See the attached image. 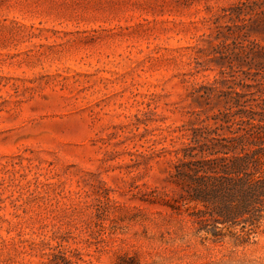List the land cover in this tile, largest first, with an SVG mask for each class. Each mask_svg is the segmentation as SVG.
Wrapping results in <instances>:
<instances>
[{
  "label": "rangeland",
  "instance_id": "rangeland-1",
  "mask_svg": "<svg viewBox=\"0 0 264 264\" xmlns=\"http://www.w3.org/2000/svg\"><path fill=\"white\" fill-rule=\"evenodd\" d=\"M239 1L0 0V264H264V224L238 246L167 207L224 107L201 88L240 91L209 22Z\"/></svg>",
  "mask_w": 264,
  "mask_h": 264
},
{
  "label": "trees",
  "instance_id": "trees-1",
  "mask_svg": "<svg viewBox=\"0 0 264 264\" xmlns=\"http://www.w3.org/2000/svg\"><path fill=\"white\" fill-rule=\"evenodd\" d=\"M209 22L222 38L221 59L231 69L236 63L244 78L234 83L240 91L225 77L201 88L197 101L222 99L224 107L184 130L169 176L178 198L167 207L178 215L184 209L198 232L215 240L228 233L240 246L264 224V46L250 40L264 41V0L239 1Z\"/></svg>",
  "mask_w": 264,
  "mask_h": 264
}]
</instances>
